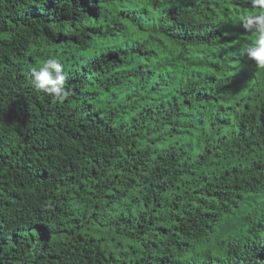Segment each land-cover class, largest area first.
I'll list each match as a JSON object with an SVG mask.
<instances>
[{"label": "trees", "instance_id": "obj_1", "mask_svg": "<svg viewBox=\"0 0 264 264\" xmlns=\"http://www.w3.org/2000/svg\"><path fill=\"white\" fill-rule=\"evenodd\" d=\"M253 12L251 0H0V264H264V218L244 213L264 214V69L242 54L254 33L214 30ZM205 34L250 85L242 102L238 84L213 88L205 107L232 120L189 135L169 118L216 78L218 53L201 48L192 66ZM65 53L55 100L31 69Z\"/></svg>", "mask_w": 264, "mask_h": 264}, {"label": "clouds", "instance_id": "obj_2", "mask_svg": "<svg viewBox=\"0 0 264 264\" xmlns=\"http://www.w3.org/2000/svg\"><path fill=\"white\" fill-rule=\"evenodd\" d=\"M251 7L254 9V12L251 13L254 14V16L244 17V21L239 27H232L231 22H226L224 24L222 22H215L214 30H216L219 26L223 27L226 31H228L230 35L229 38H233L236 40H244L248 38L251 33H254L255 38L252 43L242 46V54L246 53L248 59L254 61L259 68L264 69V11L261 10V8H264V0H251ZM196 39L205 44L202 45L199 42L202 46L197 49V51L199 52V56L197 59L192 58L190 55L186 57L192 58V66L194 68L199 67L201 69V48H205L209 50V52L218 53V61H216L215 66L206 64L204 68L210 74L211 67V74L216 76V78L212 80V86L204 85L203 87H201L200 85H198L196 90L192 93L191 89L183 91V103L179 106H174L172 109V111L176 113V116L173 117L170 115L169 121H173L176 130L179 129V126L182 127V125L185 126L184 132L187 128H190L188 132H192H190L189 135L193 133H202L200 131H202V126L206 122L212 124L216 129L218 126H220L222 116L225 122L228 120H232V116L230 115H226L224 113L215 115L209 108L205 107L207 101L211 99L213 88L219 87L221 90H228L234 84H238L239 86L236 90L242 102V99L244 98L242 86L244 85V87L246 88V85H250L245 83L248 79L238 80L239 74L236 73V71H238L239 65L234 57H232L227 52L222 51V48L225 46V42L222 43V40H219L217 36H214L212 34H205L197 37ZM113 54L116 55L117 53L114 52ZM64 57L66 58L67 62L57 57H49L43 61L41 66L33 67L31 69L33 86L37 90H41L49 94L55 100H63L68 95V93L64 89L66 80L64 68L71 66V60L68 61V59L71 58V55L70 53H65ZM85 63L86 62L83 61L81 65ZM177 63V61L168 62V68L173 71L174 69H176L175 66L177 65ZM169 69H166V71L170 72ZM87 73L89 74V71H87ZM164 77L165 75L162 76V78ZM39 106H41V108L43 109L44 104H40ZM243 110V106H239L237 107V110H234L233 112L236 117L241 116L243 118ZM244 213L247 217H252L254 222H256L257 219L264 218V214L260 216V210L245 209ZM258 225L263 232L264 222H261ZM255 241L259 249L261 247L262 239H255ZM213 255H215V258H227L225 257V255L219 253H213ZM196 264H214V261L208 262L207 260H205L201 262V259H198V263Z\"/></svg>", "mask_w": 264, "mask_h": 264}, {"label": "rangeland", "instance_id": "obj_3", "mask_svg": "<svg viewBox=\"0 0 264 264\" xmlns=\"http://www.w3.org/2000/svg\"><path fill=\"white\" fill-rule=\"evenodd\" d=\"M252 205H255L256 203L255 202H251Z\"/></svg>", "mask_w": 264, "mask_h": 264}]
</instances>
